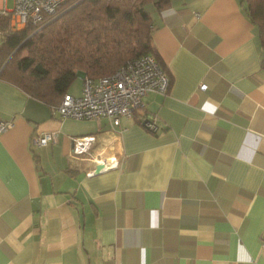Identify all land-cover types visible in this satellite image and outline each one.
Instances as JSON below:
<instances>
[{
    "label": "crops",
    "instance_id": "0c3cea01",
    "mask_svg": "<svg viewBox=\"0 0 264 264\" xmlns=\"http://www.w3.org/2000/svg\"><path fill=\"white\" fill-rule=\"evenodd\" d=\"M148 12L170 88L117 126L62 118L0 77V120L11 121L0 133V264H264L258 29L241 0ZM47 132L55 141L37 146ZM81 137L93 139L73 154Z\"/></svg>",
    "mask_w": 264,
    "mask_h": 264
},
{
    "label": "trees",
    "instance_id": "16d2710c",
    "mask_svg": "<svg viewBox=\"0 0 264 264\" xmlns=\"http://www.w3.org/2000/svg\"><path fill=\"white\" fill-rule=\"evenodd\" d=\"M241 2L264 47V0ZM169 4L170 0H66L54 15L21 30H12L9 16L0 15V77L57 105L77 71L95 80L150 54L169 79L168 92L170 78L152 43L153 21L146 6L160 11Z\"/></svg>",
    "mask_w": 264,
    "mask_h": 264
},
{
    "label": "built area",
    "instance_id": "2783aa9c",
    "mask_svg": "<svg viewBox=\"0 0 264 264\" xmlns=\"http://www.w3.org/2000/svg\"><path fill=\"white\" fill-rule=\"evenodd\" d=\"M11 8L6 7L7 0H0V15L9 16L12 30H21L28 23L36 24L45 16L54 15L60 4L66 0H11ZM169 79L157 59L150 54L126 61L113 74L91 79L84 76L79 96L64 94L55 109L62 118L99 119L107 117L117 126L121 117L132 116L142 107V97L148 92L166 94ZM205 90L206 85L201 84ZM11 126L10 120H0V133ZM146 126L154 129L152 122ZM53 132H47L33 139L37 146L55 141ZM92 137L73 140L72 153L81 154L90 146ZM90 172H88L89 175Z\"/></svg>",
    "mask_w": 264,
    "mask_h": 264
},
{
    "label": "rangeland",
    "instance_id": "374dc122",
    "mask_svg": "<svg viewBox=\"0 0 264 264\" xmlns=\"http://www.w3.org/2000/svg\"><path fill=\"white\" fill-rule=\"evenodd\" d=\"M11 6H12V1L11 0H7V2H6V7L7 8H11ZM150 6L151 5H148V6H146V9L148 10V11H150ZM26 54V51H22L21 53H20V55H25ZM9 58V57H8ZM7 61V60H6ZM80 83H81V78L80 77H77V78H75V80L72 82V84H71V86H73V87H80L79 85H80Z\"/></svg>",
    "mask_w": 264,
    "mask_h": 264
},
{
    "label": "water",
    "instance_id": "95a60500",
    "mask_svg": "<svg viewBox=\"0 0 264 264\" xmlns=\"http://www.w3.org/2000/svg\"><path fill=\"white\" fill-rule=\"evenodd\" d=\"M75 5V4H74ZM15 52V50L12 52V54ZM11 54V55H12ZM10 57V56H9ZM147 122H149L148 119H145L144 120V124H146ZM104 169V165L99 163V164H96L94 169L89 173V175H96V174H99L102 170Z\"/></svg>",
    "mask_w": 264,
    "mask_h": 264
}]
</instances>
